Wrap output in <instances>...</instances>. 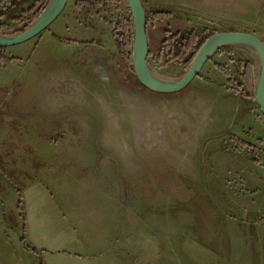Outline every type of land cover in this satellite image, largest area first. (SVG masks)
<instances>
[{
	"label": "rangeland",
	"instance_id": "rangeland-1",
	"mask_svg": "<svg viewBox=\"0 0 264 264\" xmlns=\"http://www.w3.org/2000/svg\"><path fill=\"white\" fill-rule=\"evenodd\" d=\"M34 1L3 18L0 34L18 35ZM77 1L39 37L3 52L0 264H264V116L232 88L249 62L256 93L259 56L224 47L186 90L154 94L114 36L130 20L126 4L88 14ZM182 4L147 7L156 17L149 68L174 82L189 70L162 52L171 35L241 30L234 11ZM221 93L226 108L243 109L240 120L211 106ZM237 135L256 152L234 146ZM74 239L90 254H74Z\"/></svg>",
	"mask_w": 264,
	"mask_h": 264
},
{
	"label": "water",
	"instance_id": "water-1",
	"mask_svg": "<svg viewBox=\"0 0 264 264\" xmlns=\"http://www.w3.org/2000/svg\"><path fill=\"white\" fill-rule=\"evenodd\" d=\"M134 22V70L138 82L146 90L158 95H175L186 90L201 74L205 65L222 48L240 45L257 52L261 70L256 86L255 99L264 116V42L255 35L246 32H220L212 35L197 54L190 70L178 82L168 79L158 80L149 68L150 39L147 29V14L142 0H126ZM69 0H52L38 21L26 31L16 36L0 34V48L8 49L23 45L44 33L64 13ZM1 92V77H0Z\"/></svg>",
	"mask_w": 264,
	"mask_h": 264
},
{
	"label": "trees",
	"instance_id": "trees-1",
	"mask_svg": "<svg viewBox=\"0 0 264 264\" xmlns=\"http://www.w3.org/2000/svg\"><path fill=\"white\" fill-rule=\"evenodd\" d=\"M51 1L52 0H35L34 1L32 7L28 10L29 24L20 33L29 29L31 26H33L38 21V19L44 13V11L49 6ZM110 1L112 0L78 1L76 3V7L79 9H83L88 14H94L96 9L99 7L103 11L107 12V8L110 5ZM122 1L129 8L127 1L126 0H122ZM24 2L25 0H0V22L3 18L7 17L12 11L19 10ZM146 14H147V29H148L152 20H155L156 17L150 18V15L147 11H146ZM160 14L161 15H159V19L166 18L165 14H162V13ZM114 23L115 21H112L111 25ZM120 28L123 30V33L121 34L118 33L119 32L118 30ZM127 30H129L130 32L128 36L125 33V31ZM214 34H217V32L208 35L205 32L201 34H197L195 32L186 31V32L171 35L170 38L164 41L162 52L163 50L167 51L168 53L167 57H169L171 61H175L178 64H182L185 66L187 70H190L200 49L203 47L206 41ZM114 36L119 44L122 54L126 55L127 57L126 59L129 64V68L131 69L132 72L135 73L133 56L131 53L127 51L129 48H133L134 39H135L134 22H133V17L131 15V11H130V20L122 21L121 23H119V28L114 29ZM4 51L5 49L0 48V63H2L3 60L5 59L3 55ZM242 69L244 72L243 73V85H240L238 87L234 86L232 88L233 90H235L236 93H239L244 99L247 100V99L253 98L254 100H256L255 94L252 91V88L254 85L253 65L249 62L245 63L244 65H242ZM198 77H200V75ZM232 140L234 141V143L236 144L239 150L246 149L248 151H253L254 153L256 152L253 149L251 144L245 141H242L240 139H237L235 137H233Z\"/></svg>",
	"mask_w": 264,
	"mask_h": 264
},
{
	"label": "crops",
	"instance_id": "crops-1",
	"mask_svg": "<svg viewBox=\"0 0 264 264\" xmlns=\"http://www.w3.org/2000/svg\"><path fill=\"white\" fill-rule=\"evenodd\" d=\"M78 1H82V0H78ZM152 1L153 0H142L146 11L148 10L147 7H149L151 5ZM207 1L211 2V4L209 6H211L213 9H217V8L221 7L223 17H225V16L230 17L231 12L234 11L233 13H236L238 16L237 25L241 29L239 32L252 33L257 38H259L260 40H262L264 42V0H207ZM183 2H184V4H182L183 9L198 12L199 7H200L199 6L200 0H183ZM215 2H218V5ZM148 34H149V32H148ZM149 39H150V37H149ZM150 46H151V40H150ZM226 93L228 95H231L230 92H228L227 90H226ZM234 94H236V96L238 95V93H234ZM222 95H223V93L216 94L215 98L218 100L216 102L212 101L213 103H210L211 106L214 107V106H216L215 104L218 103L219 107H222V106L224 107L223 108L224 112L219 113V115H233L236 119L235 121L240 120L241 119L240 117L242 115H245V112H243V109H241V110L234 109V111H232L231 109L226 108V105L224 103L220 102V101H222ZM205 115H214V114L211 111H208L207 113H205ZM232 125H233V123H232ZM236 137H238L240 140L241 139L244 140L242 137H240L238 135ZM232 143L234 146H236V144L234 142H232ZM240 151H244V150H240ZM236 154H238V156L240 155L239 152H237ZM224 158L225 157L223 156V159ZM244 168L245 167L240 165L237 168V170H238L237 172L238 173H244L246 170ZM71 242L73 245L77 246V251L74 252V254H77L80 256H85V255L90 254V249L84 247V245L78 243L75 239L71 240Z\"/></svg>",
	"mask_w": 264,
	"mask_h": 264
},
{
	"label": "bare ground",
	"instance_id": "bare-ground-1",
	"mask_svg": "<svg viewBox=\"0 0 264 264\" xmlns=\"http://www.w3.org/2000/svg\"><path fill=\"white\" fill-rule=\"evenodd\" d=\"M235 46H239V47H243V46H240V45H235ZM249 50H251V51H253V52H255L256 54H257V52L256 51H254L253 49H251V48H248ZM152 74L154 75V77L155 78H157L158 80H164V76L162 77V76H160V75H158V74H156V73H153L152 72Z\"/></svg>",
	"mask_w": 264,
	"mask_h": 264
}]
</instances>
